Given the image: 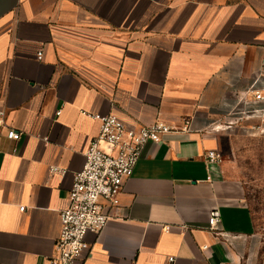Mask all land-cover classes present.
I'll use <instances>...</instances> for the list:
<instances>
[{"label": "crops", "instance_id": "crops-1", "mask_svg": "<svg viewBox=\"0 0 264 264\" xmlns=\"http://www.w3.org/2000/svg\"><path fill=\"white\" fill-rule=\"evenodd\" d=\"M254 90H264V0H0V110L21 133L0 129V264H50L100 131L92 115L176 131L145 146L76 264H264L226 163L206 162L234 132L216 125L250 108L239 99Z\"/></svg>", "mask_w": 264, "mask_h": 264}, {"label": "built area", "instance_id": "built-area-1", "mask_svg": "<svg viewBox=\"0 0 264 264\" xmlns=\"http://www.w3.org/2000/svg\"><path fill=\"white\" fill-rule=\"evenodd\" d=\"M37 58L42 60V51L38 52ZM252 93L251 101L245 96L239 99L240 103H250V108L232 110L215 129L264 135V107L255 106L264 102V90ZM91 117L99 121L100 131L86 149L83 169L74 174L68 195L69 205L60 212V233L50 264H76L91 253L92 246L86 240L87 235L100 234L107 226L112 218L108 208L120 205L123 185L132 176L145 146L149 142L159 144L163 135L176 131L174 127L160 122L149 126H128L114 115ZM7 127L5 112L0 110V129ZM7 129L10 139H20L21 133L9 127ZM206 162L222 165L223 156L218 150H210L206 154ZM51 171L65 174L57 168ZM25 210V207H20L21 212ZM219 222L220 214L214 210L209 228L221 234ZM170 261L173 262L174 258Z\"/></svg>", "mask_w": 264, "mask_h": 264}, {"label": "rangeland", "instance_id": "rangeland-1", "mask_svg": "<svg viewBox=\"0 0 264 264\" xmlns=\"http://www.w3.org/2000/svg\"><path fill=\"white\" fill-rule=\"evenodd\" d=\"M230 142L219 151L226 163L230 182L236 186L238 201L247 205L264 238V135L232 132Z\"/></svg>", "mask_w": 264, "mask_h": 264}]
</instances>
